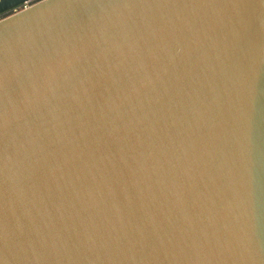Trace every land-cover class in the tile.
<instances>
[{
  "label": "water",
  "instance_id": "1",
  "mask_svg": "<svg viewBox=\"0 0 264 264\" xmlns=\"http://www.w3.org/2000/svg\"><path fill=\"white\" fill-rule=\"evenodd\" d=\"M0 264H264V0L0 20Z\"/></svg>",
  "mask_w": 264,
  "mask_h": 264
},
{
  "label": "rangeland",
  "instance_id": "2",
  "mask_svg": "<svg viewBox=\"0 0 264 264\" xmlns=\"http://www.w3.org/2000/svg\"><path fill=\"white\" fill-rule=\"evenodd\" d=\"M40 1H42V0H32V1L26 3V4L22 5V6L14 9V10H11V11H9L7 13H4V14L0 15V20H2L4 18H7V17H9V16H11V15L17 13V12H20V11L32 6L33 4H36V3L40 2Z\"/></svg>",
  "mask_w": 264,
  "mask_h": 264
}]
</instances>
